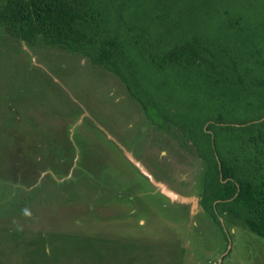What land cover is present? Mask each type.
Returning a JSON list of instances; mask_svg holds the SVG:
<instances>
[{"label": "rangeland", "instance_id": "1", "mask_svg": "<svg viewBox=\"0 0 264 264\" xmlns=\"http://www.w3.org/2000/svg\"><path fill=\"white\" fill-rule=\"evenodd\" d=\"M179 2L189 16L208 13L207 31L239 23L256 38L237 45L263 61L264 0ZM241 67L247 81L264 77L253 62ZM218 92L175 101L188 132L161 130L112 72L0 28V264H264V238L225 215L221 227L200 204L198 150H215L200 125L232 127L209 130L223 155L241 148L240 126L264 122V89L239 100Z\"/></svg>", "mask_w": 264, "mask_h": 264}, {"label": "trees", "instance_id": "2", "mask_svg": "<svg viewBox=\"0 0 264 264\" xmlns=\"http://www.w3.org/2000/svg\"><path fill=\"white\" fill-rule=\"evenodd\" d=\"M179 1L5 0L0 5V28L30 45L42 43L87 57L125 84L156 127L176 126L186 133L193 120L176 111L180 104L175 101H183L189 92L213 98L215 89L231 100L246 98L252 89H264V77L247 81L246 76L253 73L241 66L248 61L264 70V59L257 57L261 50L250 53L237 45L242 41L246 46L256 38L246 28L239 30V23L223 34L207 31L201 24L208 13L201 8L189 16L186 3ZM198 80L208 81L211 87L194 88ZM262 126L261 119L247 121L237 132L243 133L241 148L221 155L209 130L215 133L218 128L223 133L232 127L208 120L200 128L206 130L204 135L215 150L204 152L198 147V154L206 163L200 201L204 211L221 227L220 217L225 215L264 238ZM186 137L196 146L199 143L195 137Z\"/></svg>", "mask_w": 264, "mask_h": 264}, {"label": "water", "instance_id": "3", "mask_svg": "<svg viewBox=\"0 0 264 264\" xmlns=\"http://www.w3.org/2000/svg\"><path fill=\"white\" fill-rule=\"evenodd\" d=\"M150 177V176H149ZM165 191V194L166 195H169L172 199H177V200H179V201H183V199H181V198H179L177 195H175V194H173V193H171V192H169V191H167L166 189L164 190Z\"/></svg>", "mask_w": 264, "mask_h": 264}]
</instances>
